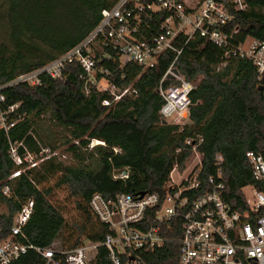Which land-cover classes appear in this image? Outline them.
Here are the masks:
<instances>
[{
  "label": "trees",
  "instance_id": "1",
  "mask_svg": "<svg viewBox=\"0 0 264 264\" xmlns=\"http://www.w3.org/2000/svg\"><path fill=\"white\" fill-rule=\"evenodd\" d=\"M115 1L0 0V114L6 115L8 125L0 128V184L3 186L18 168L9 156L10 144L22 143L17 148L20 156L25 149L38 152L41 146L54 151L56 146L43 139L35 127L46 116L65 130L63 143L76 160L64 164L51 157L12 181V196L0 194L6 207L0 217V239L8 233L20 202L31 197L33 211L23 227L28 242L48 246L62 229L67 232V247L83 240H101L106 230L90 211L92 193L114 196L162 191L175 149L182 148L181 163L189 153L185 140L196 135L203 138L198 146L203 156L202 183L216 173V155L220 154L224 192L235 208L248 207L242 192L245 186L264 189L245 155L253 151L264 159V95L258 90L255 67L246 59L224 57L223 50L206 37L196 34L183 43L179 36L176 41L182 50L175 66L185 80L196 81L189 93L188 122L184 125L161 123L158 114L164 100L156 89L175 57L172 51L164 52L146 68L132 62L120 68L109 60L98 61V67L113 74L116 85L136 91L110 105L102 104L111 98L107 91L90 82L85 90L84 72L76 63L65 67L64 80L41 75L36 85L10 84L18 75L43 66L79 43L98 23L101 10ZM245 2V10L235 13L234 23L243 35L264 40V0ZM174 82L165 79L163 85ZM261 83L264 85V79ZM93 140L99 142L90 146ZM126 168V178L113 177L114 172ZM50 179L52 184L39 187ZM60 187L75 198L80 223H68L61 208L50 201L53 189ZM177 259L176 241L146 254L148 264H175ZM11 264H43V260L29 250ZM102 264H108L106 259Z\"/></svg>",
  "mask_w": 264,
  "mask_h": 264
},
{
  "label": "built area",
  "instance_id": "2",
  "mask_svg": "<svg viewBox=\"0 0 264 264\" xmlns=\"http://www.w3.org/2000/svg\"><path fill=\"white\" fill-rule=\"evenodd\" d=\"M246 6L245 0H116L111 7L101 10L96 26L79 43L43 66L18 75L10 84L36 85L41 82V75L64 80L65 67L76 63L84 72L85 90L88 91L90 82L107 91L111 98L104 99L102 104L110 105L136 91L131 86L116 85L113 74L98 67V61L109 60L120 68L132 62L146 68L153 66L164 52L172 51L175 57L156 89L164 100L158 114L161 123L165 120L184 125L188 122L189 93L196 81H187L180 72H172L182 50L176 45L179 36L186 43L198 34L223 50L224 57L249 60L263 85L264 40L243 35L241 27L234 23L235 13ZM168 73L171 78L166 77ZM165 79L175 82L164 86ZM0 128H8L5 114H0ZM202 141L200 135L185 140L189 153L181 163L178 156L182 148L175 149V160L162 191H145L142 195L120 192L114 196L92 193L88 202L90 211L106 230L98 241L83 240L73 247L56 239L48 246L28 242L23 227L30 219L34 200L23 199L11 218L8 233L0 239V264H11L29 250L39 254L43 264H102L103 259L108 264H148V252L173 241L178 242L175 264H264V189L248 185L253 201L245 197L248 207L235 208L224 192L220 154L216 155V173L202 183L203 156L198 150ZM18 146L23 145L13 143L8 150L18 168L3 186L0 184V194L7 198L12 196V181L21 172L55 157L54 151L42 146L38 152L25 149L20 156ZM245 155L254 177L264 187L263 156L253 151ZM174 171L178 174L176 179ZM127 176V168L113 174L114 178ZM5 211L0 202V217Z\"/></svg>",
  "mask_w": 264,
  "mask_h": 264
},
{
  "label": "rangeland",
  "instance_id": "3",
  "mask_svg": "<svg viewBox=\"0 0 264 264\" xmlns=\"http://www.w3.org/2000/svg\"><path fill=\"white\" fill-rule=\"evenodd\" d=\"M0 29L2 30L3 28L0 27ZM35 127L37 128L38 133L42 136L43 139H45L51 145L53 144L56 146V148L54 149L56 161H61L64 164H74L76 162L71 151L67 149L68 144L63 143L64 136L66 135L65 130L61 129L58 126H55L47 116L45 118H42V120L37 121ZM97 143L98 142L93 140L91 141L90 146L91 144L94 145ZM172 175L175 179L178 177L176 171H174ZM52 183L53 179H50L47 182L39 185V187L48 186ZM242 192L245 195L246 199H248L250 202L253 201L254 196L250 186H245L242 189ZM49 199L52 203L61 208L63 216L68 223H80L82 221L81 213L79 210H77L75 205V198L69 195L67 188H54L49 196ZM65 232L66 231L62 229L57 235L56 240H59V242L64 246H67L68 244L67 242H65V236L67 235V232Z\"/></svg>",
  "mask_w": 264,
  "mask_h": 264
},
{
  "label": "water",
  "instance_id": "4",
  "mask_svg": "<svg viewBox=\"0 0 264 264\" xmlns=\"http://www.w3.org/2000/svg\"><path fill=\"white\" fill-rule=\"evenodd\" d=\"M172 72L175 73V74H178V73H179V71H178L177 68H173V69H172ZM166 77H167V78H171L172 75H171L170 73H168V74L166 75ZM258 90L262 91V92H263V95H264V86H263V85H259V86H258ZM162 123H165V120H162ZM143 193H144V192H141L140 194L142 195Z\"/></svg>",
  "mask_w": 264,
  "mask_h": 264
},
{
  "label": "bare ground",
  "instance_id": "5",
  "mask_svg": "<svg viewBox=\"0 0 264 264\" xmlns=\"http://www.w3.org/2000/svg\"><path fill=\"white\" fill-rule=\"evenodd\" d=\"M97 142H99V141H97Z\"/></svg>",
  "mask_w": 264,
  "mask_h": 264
}]
</instances>
